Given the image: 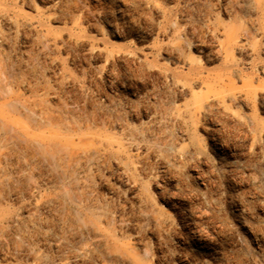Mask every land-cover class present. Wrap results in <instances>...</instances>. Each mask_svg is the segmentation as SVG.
Instances as JSON below:
<instances>
[{
  "label": "rangeland",
  "instance_id": "374dc122",
  "mask_svg": "<svg viewBox=\"0 0 264 264\" xmlns=\"http://www.w3.org/2000/svg\"><path fill=\"white\" fill-rule=\"evenodd\" d=\"M0 264H264V0H0Z\"/></svg>",
  "mask_w": 264,
  "mask_h": 264
},
{
  "label": "bare ground",
  "instance_id": "6f19581e",
  "mask_svg": "<svg viewBox=\"0 0 264 264\" xmlns=\"http://www.w3.org/2000/svg\"><path fill=\"white\" fill-rule=\"evenodd\" d=\"M4 119V114L0 111V121Z\"/></svg>",
  "mask_w": 264,
  "mask_h": 264
}]
</instances>
